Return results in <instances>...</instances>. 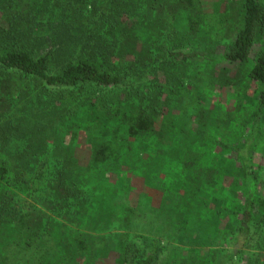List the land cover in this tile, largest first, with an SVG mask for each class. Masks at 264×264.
Returning <instances> with one entry per match:
<instances>
[{
  "label": "trees",
  "instance_id": "1",
  "mask_svg": "<svg viewBox=\"0 0 264 264\" xmlns=\"http://www.w3.org/2000/svg\"><path fill=\"white\" fill-rule=\"evenodd\" d=\"M235 4L241 27L221 56L209 57L247 65L230 109L222 102L205 107V88L194 93L173 70L175 58L196 56L176 49L217 45L230 18L221 5L208 11L203 0H0V226L13 220L24 234L30 229L34 212L26 206L23 213L15 199L28 187L30 164L44 158L54 163L51 189L61 207L93 222L85 170L107 166L119 183L123 167H133L136 142L163 173L162 200L155 209H122L121 226L155 237L144 239L142 254L119 244L115 264H264V253H242L255 229V247L264 251V0ZM257 41L261 49L252 55ZM79 136L89 168L69 148ZM12 141L21 143L14 159ZM112 188L118 210L119 186ZM92 214L109 220L118 213ZM39 226L31 228L36 244ZM56 228L58 247L48 259L35 255L33 264H55L58 248L59 264L77 257L100 264L112 252L103 241L93 246ZM31 240L15 243L30 247ZM221 241L232 242V251H218Z\"/></svg>",
  "mask_w": 264,
  "mask_h": 264
},
{
  "label": "rangeland",
  "instance_id": "2",
  "mask_svg": "<svg viewBox=\"0 0 264 264\" xmlns=\"http://www.w3.org/2000/svg\"><path fill=\"white\" fill-rule=\"evenodd\" d=\"M236 1L237 0H203L204 8L208 11L214 10L218 4L221 5L223 11L225 10L230 14L227 25L221 32V39L216 41L217 45L206 42L204 45L201 44L197 48L186 46L175 50L181 53L196 55L185 60L175 58L173 61V65H175L173 70L174 73L185 82V86L194 91V93L201 92L202 89L205 88L203 90L205 95L202 97V102L203 105L205 104V107L212 105L211 103L222 102L232 109L234 100L230 97V93L238 90L236 85L238 77L241 71L245 70L247 67L246 64H234L228 61L209 59V57L216 59L218 56H221L226 46L233 39L237 28L241 27V20L236 10ZM261 46V42L257 41L252 49V55L259 52ZM189 111L192 110L190 109ZM67 136L70 137V134ZM82 138L79 136L78 142L72 146L69 145V148L71 150L75 148L80 155V164L87 165L90 160V155L88 153L87 142ZM19 146H21L19 141H12L10 147L13 154L12 159L18 157L16 152H18ZM45 159L47 160L46 162H43L41 159L30 164L28 173H25V177L28 180V187L19 193L15 199L19 205L18 209L22 210L23 213L28 210L25 208L26 206H30L34 212L28 232L24 234L18 227V222L13 220L0 226V264H33L35 255L44 254L47 256L48 253L46 252L48 250L53 254L55 250L54 245L57 243L56 246L58 247V240L62 238L61 235H56V227L59 229L62 228L66 236H73L76 233L82 234L83 238L87 240V243L93 246L99 245L100 241H103L104 245H107L112 252L106 253L107 255L103 256V258H98L97 260L101 262L100 264H115L114 260L116 256L119 255V251L115 252L114 249L117 251L121 243L126 244L132 254H142V251L144 252V239L147 237L154 238L155 236L141 227H135V225L133 228H125L126 226H121L118 218H121L120 213L122 209L128 205L131 206V204L136 205L137 209L142 206L155 209L160 205L163 193L160 179L163 178V173L158 171L156 160L145 159L141 154L140 147L138 145L136 146V142L133 143L131 158L128 161L130 165L134 163L133 167H123L124 170L121 172V180L119 179V183L118 180H116L115 173H110L112 168L99 166L98 169H96V167H90L89 163L85 168H90L88 170L86 169L83 174L88 183V185H85L86 187H84V190L90 197L89 202L93 203L88 217L93 216V218L96 219H94L93 222H90L91 220L84 222L83 219H80L74 213L75 209L62 208L61 203L55 198L54 191L51 189L53 183L51 172L53 171L54 163L48 158H44V160ZM19 170L23 171L21 166ZM39 171H41L42 175L40 174V176H37ZM263 177L264 174L262 175V178ZM100 180L105 181L102 188L98 187L97 184ZM113 184L119 186L118 196L122 205L118 210L114 207L116 205L115 200L117 194H115L116 190L112 188ZM98 211L99 213L103 212L105 215L118 214L108 220L98 218L92 214H96ZM140 222L143 224L145 221ZM40 223L41 225L39 226ZM32 226H36L37 228L39 226L40 235L37 236V240L40 242L37 244L34 240H31ZM69 230L72 231L68 232ZM254 233L252 241L242 251L245 256H251L254 255V253H264V251L262 252L255 247V245H259L261 233L258 232L257 229H255ZM50 235L52 239L48 247L53 248L49 249L47 247L45 251L39 250L41 244H47L48 240L45 238H48L47 236ZM15 239L21 242H26L27 240L30 242L31 240L33 246L28 247L24 244V247L20 248L15 243ZM163 241L165 244H168L167 241L170 243L173 241L176 242L175 240L168 239L167 241ZM215 248L219 249L218 251H221V253L231 252L232 242L223 243L221 241ZM166 256V252H163L159 262L164 261ZM58 257H60L59 248L55 258V264H59L57 260ZM46 258L48 259V256ZM77 259L79 258L73 259L68 264H84L82 260Z\"/></svg>",
  "mask_w": 264,
  "mask_h": 264
}]
</instances>
